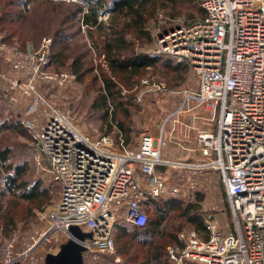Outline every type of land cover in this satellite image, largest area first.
I'll return each instance as SVG.
<instances>
[{
	"label": "built area",
	"instance_id": "obj_1",
	"mask_svg": "<svg viewBox=\"0 0 264 264\" xmlns=\"http://www.w3.org/2000/svg\"><path fill=\"white\" fill-rule=\"evenodd\" d=\"M202 7L203 19L160 34L156 50L187 62L198 89L184 92L158 133L144 134L136 148L123 140L117 145L107 135L81 133L70 112L38 93V83L63 89L76 79L51 69V38L24 51L0 38L8 66V71L0 69V93L20 109V124L31 134L37 160L46 159L53 179L62 185L58 203L39 214L43 226L30 239L0 234V264H47L46 255L69 240L72 226L92 233L82 243L84 264H104L116 254V224L145 226L144 206L164 196L195 198L206 171L219 175L231 226L210 214L204 220L208 238L194 230L179 233L180 244L167 248L170 261L264 264V0H205ZM140 84L139 102L149 92H171L166 83L149 77ZM193 106L209 108L206 121L216 129L197 133L191 151L198 152V162L173 161L167 156L168 126L178 125Z\"/></svg>",
	"mask_w": 264,
	"mask_h": 264
},
{
	"label": "trees",
	"instance_id": "obj_2",
	"mask_svg": "<svg viewBox=\"0 0 264 264\" xmlns=\"http://www.w3.org/2000/svg\"><path fill=\"white\" fill-rule=\"evenodd\" d=\"M80 1L81 4L69 3L68 5L61 1L59 6L65 5L68 9L65 20L68 18L74 24L80 25V28L88 30L93 40L92 47L95 53L104 56L108 67L107 70L100 67V75L94 77L96 82L101 79V86L96 89L90 111L100 117L104 130L102 135L111 138L114 135L113 138L117 144L123 140L128 146L132 140L133 113L130 108L134 106L132 99L135 96L126 92H130L137 79L143 78L147 70L151 68L181 72L182 69L186 71L189 67L187 62H177L172 57L139 50L143 45L153 42L152 24L158 19L159 13H164L168 20L183 16L185 18L183 25L203 19L206 16L202 7L205 0ZM104 13H108L109 18L100 20V16ZM8 23L11 25V15L4 14L2 11L0 28L9 33L6 27ZM183 25L167 26L162 29L161 34ZM95 32L100 44L93 36ZM70 38L65 37L59 30L56 33L54 31L50 53L51 69L54 67V70L60 72L62 67L69 64V69L77 76V79L84 82L94 64L88 61V55L73 52L69 48ZM9 118L6 117L0 123V228L3 237H10L16 230L18 222L33 217L35 210L43 211L49 207L53 202L51 194L56 190L54 186L44 187L41 179L35 181L25 179L29 172L27 161L11 162V147L5 143L8 139L6 135L11 131L23 134L27 130L19 124L18 120L11 121ZM32 142L30 148L35 153ZM52 183L59 187L60 198L61 183L57 180H53ZM6 196H10L8 201L5 200ZM202 198L203 196L199 194L195 204L185 205L182 199L162 197L144 206L147 215L145 226L116 224L114 241L121 259L117 264H173L169 259L167 248L170 245L180 244L178 233L186 224L200 237L208 238V231L201 214ZM21 202L29 207L26 217L18 212ZM171 212H176L181 220L176 228L164 225Z\"/></svg>",
	"mask_w": 264,
	"mask_h": 264
},
{
	"label": "rangeland",
	"instance_id": "obj_3",
	"mask_svg": "<svg viewBox=\"0 0 264 264\" xmlns=\"http://www.w3.org/2000/svg\"><path fill=\"white\" fill-rule=\"evenodd\" d=\"M61 1L65 2L67 5L69 3L81 4L80 0H0V17L2 16V11L4 14L11 15V25L9 23L6 24V27L10 32L2 31L0 28V38H4V41L9 45L14 44L24 51L27 49L28 45L38 47L42 39L45 37L53 39L54 31L56 33V31L59 30L65 37H71L68 44L69 48H71L73 52L88 55V61L93 62L94 67L91 66L92 71L90 74L85 78L84 82H80L77 79V76L69 69L68 64L65 67H62L63 69H61L60 72L74 74L76 79L73 83L63 89H60L53 84L38 83L36 89L40 95L48 100L50 105L54 107L56 106L63 112H70L75 119L77 129L81 133L91 137H98L99 135H102L104 130L102 129L100 117L90 111V104L96 95V89L101 86V79L96 82L94 77L100 75V67L107 70V63L104 60V56H99L95 53L96 51L92 47L93 40L91 39L88 30L80 28V25H77L76 23L74 24V22L69 21L68 18L65 20L68 9L65 5L59 6V2ZM100 17L102 18L101 20H106L109 18V14L104 13ZM8 19L10 20V18ZM184 19L185 18L182 16L174 20H168L165 18L164 13H159L158 19L156 22L154 21L151 26L153 42L151 44L143 45L139 50L150 54H157L158 38L162 29L167 26L170 27L172 24L183 25ZM93 36L95 39H98L97 43L100 44L96 32ZM5 62L6 61L0 52V69L8 71V66ZM53 68L52 70H54ZM54 71L59 72L57 70ZM146 73L147 74L144 76L166 83L171 92L167 94H155L149 92L144 94L141 102L137 101L136 96L143 90L140 81L144 76L143 78L140 77L137 79L130 92H126L135 96L132 99V104L134 106L130 108L133 113L131 117L132 140L128 145L130 148H136L144 134H157L161 120L170 113H174V111L180 106L182 94L184 92L197 90L199 86L197 75L194 69L190 66L186 71L185 69H182L181 72L164 69L155 70L151 68L147 70ZM123 92L125 93V90ZM192 108L196 109L198 107L193 106ZM206 108L207 107H204L205 116L210 119L212 111L209 108ZM191 112L194 113V111H188L183 114L182 117ZM20 113V109H17L12 105L10 106L0 93V123H2L6 117H10L11 121L18 120L20 124ZM206 123L209 124L208 127L211 130L216 129V124L214 122L207 121ZM176 125L177 124L173 123L169 124L167 129L168 132L171 130V127L173 129ZM26 130L23 134L15 133L14 131H11V133L8 134L7 132L5 133L7 134L6 136H8L5 143L7 146L9 145L8 147H11V162L24 163L27 161L29 172L25 179L29 181L41 179L44 187H56V190L51 194L53 201L52 204L43 211L35 210L33 217L18 222L16 230L11 234V237L18 235L25 239H30V237L37 231H40L43 226V223L39 220V214L44 211H50L58 203L60 199V190L57 185H53L52 183L54 179L50 172L49 165L46 162L37 160L39 155H37L36 152L34 153L31 151V134L28 129ZM113 137L114 135H112V138ZM115 144L117 143L115 142ZM169 146L170 143H168V147ZM168 147L167 156L169 157L170 154ZM189 147L194 149L195 144H192ZM187 157L195 160L194 162H198L200 158L198 152L197 154L196 152H191ZM168 172L173 174V171L169 169ZM199 194L203 196L202 201L200 202L203 220H205L210 214L215 213L220 215L219 219L221 220V225L228 223L230 225L232 223L229 205L217 172H204L199 179L197 193L195 195L196 198L182 200L185 202V205L191 203L195 204V200ZM166 197L168 196H164V198ZM8 199H10V196H6L5 200L8 201ZM28 208L29 207L26 203L21 202L18 212L26 217L28 216ZM177 216L178 214L176 212H171L164 225L176 228V226L181 223L180 217ZM188 231H190V227L186 224L183 230L179 233ZM2 233V229L0 228V234L3 237ZM41 251H43V249H41ZM116 259L121 260L118 256L117 248L116 254L107 256L104 260V264H115Z\"/></svg>",
	"mask_w": 264,
	"mask_h": 264
},
{
	"label": "crops",
	"instance_id": "obj_4",
	"mask_svg": "<svg viewBox=\"0 0 264 264\" xmlns=\"http://www.w3.org/2000/svg\"><path fill=\"white\" fill-rule=\"evenodd\" d=\"M192 111H194V113L191 112L181 118L180 123L176 125L174 131L170 130L168 132L169 136L171 137L170 146L168 147L170 154L169 157L173 161H177V160L195 161L187 157L188 155H190L191 152H193L191 151V148L189 146L195 144V139H196L195 137L197 136V133L199 131L211 130L208 127L209 124L206 123L207 122L206 120L209 119V117L205 116L204 107H198L196 109H193ZM35 152L38 153L36 149ZM41 161L46 162L48 164L47 160L44 158ZM219 216L220 215L216 214V218L219 221H221L219 219Z\"/></svg>",
	"mask_w": 264,
	"mask_h": 264
},
{
	"label": "water",
	"instance_id": "obj_5",
	"mask_svg": "<svg viewBox=\"0 0 264 264\" xmlns=\"http://www.w3.org/2000/svg\"><path fill=\"white\" fill-rule=\"evenodd\" d=\"M70 238L64 243L57 253L46 255L47 264H84L82 244L86 239L92 238V233L84 232L77 226L69 228Z\"/></svg>",
	"mask_w": 264,
	"mask_h": 264
}]
</instances>
